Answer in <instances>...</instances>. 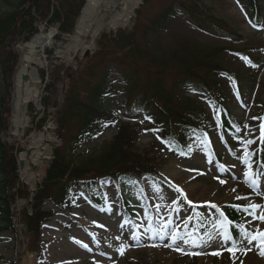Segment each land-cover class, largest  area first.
<instances>
[{
	"label": "rangeland",
	"instance_id": "rangeland-1",
	"mask_svg": "<svg viewBox=\"0 0 264 264\" xmlns=\"http://www.w3.org/2000/svg\"><path fill=\"white\" fill-rule=\"evenodd\" d=\"M167 1L142 0L126 27L105 32L107 46L96 60L92 61L83 54L70 62L66 58L49 59V66L40 70L41 109L30 107L32 121L28 133H43L49 127L53 139L52 156L49 164L39 168L41 180L35 189L23 182L18 168V189L37 191L45 189L47 170L57 151L75 166L89 168L93 173H97L94 170L96 167L108 165V160L110 164L121 160L123 165L137 164L144 169H156L171 181L173 188H158L145 180L144 191L156 210L155 219L140 205L141 191L136 184L127 186L125 191L134 203L135 218H124L117 188L108 182L102 185V195L97 192L102 199L100 207L84 197L64 213L51 201L39 203L47 216L40 230L32 236L24 215H33L38 204L35 198L37 191L27 199L15 196L14 231L0 229V264H24L25 261L26 264H264V155L256 179L252 177L256 163L251 156L260 143L258 118L264 112V28L257 29L251 25L247 6L239 0H191L218 26L240 36L238 42L198 30L183 13L166 23L157 21ZM258 1L264 13V0ZM20 2L0 0V19L16 11ZM32 4L38 9L35 27L53 28L50 17L38 0H33ZM84 5L82 1L72 3L68 11L61 15L54 25L60 31L56 38L58 41L75 33ZM22 9L21 6L19 10ZM35 27L29 39L20 36L11 43L19 60L17 46L32 39L37 32ZM133 43L137 56L143 62L140 66L145 71L150 70L154 57L156 60L166 58L173 66H179L182 63L176 57L184 51H202L211 55L224 72L217 75L216 80L222 88L225 105L236 119L240 136H222L216 120L218 111L199 95L176 98L171 106L176 112L167 120H154V125H149L141 115L133 120L122 110L125 84L117 74L112 73L115 91L104 101L103 107L115 111L119 121L93 133L77 148H63L67 134L78 126V116L74 117L66 96L81 91L84 100L105 72L100 65L106 53H113V58L117 59L123 55L119 50L127 47L129 51ZM246 55L254 59L253 66H248L244 59ZM50 67L52 69L48 71ZM1 68L0 110L4 102L7 113L2 116L6 127L0 134V140L22 149L19 160L28 149V141L6 138L11 126V84L6 88ZM46 71L49 74L45 78ZM71 74L78 76L70 80ZM143 77L147 79L148 75ZM232 77L236 80L233 81ZM217 95L218 92L214 93V96ZM159 97L161 99V95ZM180 116L197 121L202 117L211 131L208 143L194 147L191 157V153L185 157L174 147H165L161 142L162 136L165 139L168 133L164 129L174 121L179 123ZM122 124L130 125L124 127L128 137H122L121 144L116 146ZM129 137H133L134 142ZM183 199L185 205L182 204ZM17 203L22 207L16 209ZM253 205L258 207L254 209ZM194 207L202 208L206 217L213 221L207 229L212 239L202 247L196 245L193 236ZM229 207H243L242 227L252 234L253 241L250 243L233 244L225 227L216 222ZM173 236L180 237L175 244ZM122 247L123 254L119 251Z\"/></svg>",
	"mask_w": 264,
	"mask_h": 264
},
{
	"label": "trees",
	"instance_id": "trees-1",
	"mask_svg": "<svg viewBox=\"0 0 264 264\" xmlns=\"http://www.w3.org/2000/svg\"><path fill=\"white\" fill-rule=\"evenodd\" d=\"M32 1L21 0L20 7H23L21 11L19 7L16 11L10 12L0 19V66L2 67L6 88L10 85L18 60V55L11 48V43L20 36L25 40L29 39L37 22L36 13H38V9L35 4H32ZM239 1L244 2L247 6L253 25L261 28L264 23V13L259 1ZM182 13L200 31L211 32L214 35L224 37L228 41L234 40L238 42L241 40L240 36L218 26L216 21L203 13L191 0H168L164 11L158 14L156 20L166 23L171 18H176L178 14ZM129 47L133 48L129 51L126 50L127 47L124 50H119L123 55L117 59L113 58V53H106L103 58L104 61L101 60L103 62L100 65V67H104L105 72L101 75L99 82L85 95L84 100H82L81 91H75L66 96L67 104L72 107L74 117L78 116V126L75 124L76 128H72V131L67 134L63 142V148H77L93 133L119 121L115 111L103 107L104 101L115 91L112 85V73L117 74L125 84L122 110L131 118L142 114L149 125H154V120H167L176 112L175 109H171L172 102L176 98L187 95H199L213 104L218 111L220 119L218 125L221 134L239 135L238 126L235 124L236 121L225 105L222 97V88L216 80L217 75L224 74V72L220 70L221 67L214 62L211 55L202 51H184L176 57L177 61L180 60L182 63L179 66H173V63L166 58L156 60L154 57V63L151 65L150 70L146 69L145 71L143 66H140V63L143 64V62L137 56L135 43L130 44ZM142 51L144 50L142 49ZM244 59L247 61L248 66H253L254 59L251 56L246 55ZM145 74L148 75L147 79L143 77ZM77 76V74H71L70 80H75ZM172 77L174 78L172 79ZM153 78L155 82H153ZM217 92L219 95L214 96V93ZM159 95H161V99ZM1 107L0 134L6 127V121L2 116L7 113L4 102H2ZM180 117L179 123L174 121L173 124L170 123V126L164 129V132L168 133L165 134V139L162 136L161 142L165 147H174L186 157L191 153L194 146L201 142H208L209 129L208 123L202 117H199L200 121ZM261 118L264 120V112L259 117L260 120ZM159 123L161 125V121ZM127 125L130 126L129 124L121 125V134L115 141L116 146L121 144L123 138L128 137V133H124V127H128ZM129 138L134 142L135 139L133 137ZM125 146L128 147L127 145ZM21 152L22 149L16 144H6L0 140V229L5 231H14V216L12 212L14 197L18 196V198L25 199L30 197V193L25 189H18L20 186L18 155ZM106 163L108 165L96 167L94 170L97 173H93L89 168L75 166L67 160L65 155L63 156L62 153L57 151L52 165L47 170L48 182H46V186H43L45 189L39 188L35 194L38 204L34 208L33 215H29V213L24 215L29 233L33 236L38 232L46 219L47 215L44 213L45 211L41 210L42 205H39V203L51 201L60 211H64L73 207L78 199L84 196L92 203L100 205V197L95 196V194L99 191L102 192L101 183L108 180H113L118 188L122 212L127 219L133 217V204L128 200L125 188L132 183H135L141 190L142 204L147 212L153 214L154 210L151 203L143 197L144 180L148 179L158 187L170 186V182L153 168L146 167L147 169H144L142 165L137 164L123 165L121 160L112 164L108 160ZM193 216L196 223V232L204 234V229L208 224L207 218L197 207L193 209ZM224 220L229 224L231 235L235 242L247 241L249 238L248 234L238 227L241 217L236 209L229 207L226 210ZM203 239H199V241H203Z\"/></svg>",
	"mask_w": 264,
	"mask_h": 264
},
{
	"label": "bare ground",
	"instance_id": "bare-ground-1",
	"mask_svg": "<svg viewBox=\"0 0 264 264\" xmlns=\"http://www.w3.org/2000/svg\"><path fill=\"white\" fill-rule=\"evenodd\" d=\"M78 1L85 2V5L77 21L75 33L58 41L56 38L60 31L54 25L58 23L61 15L70 5ZM141 1L38 0V4L50 17L53 28L38 25L37 32L32 39L24 45L17 46L20 60L18 57L12 77L11 126L6 135L8 139L28 141V149L21 155L24 166L20 172L23 182L31 189H35L41 180L39 168L46 166L52 156L53 139L50 131L46 130L39 134L28 133L32 121L30 107L33 106L36 110L41 109L40 70L49 66L51 58V60L56 57L66 58L69 62L76 57H81V54L92 61L99 58L107 46L105 32L117 31L126 27ZM51 67L48 71L52 69ZM48 71H46L45 78L49 74ZM21 207L19 203L16 209Z\"/></svg>",
	"mask_w": 264,
	"mask_h": 264
},
{
	"label": "snow or ice",
	"instance_id": "snow-or-ice-1",
	"mask_svg": "<svg viewBox=\"0 0 264 264\" xmlns=\"http://www.w3.org/2000/svg\"><path fill=\"white\" fill-rule=\"evenodd\" d=\"M177 190L179 191V189H177ZM238 199H239V197H238ZM213 207H216V206L213 205ZM252 207L255 209V208H257L258 206L253 205ZM262 219H264V218H262ZM177 239H180V237H178V236H173V237H172L173 244L176 243ZM83 246H84V247H87V245H83ZM119 251H121V254H123V247H122L121 249H119Z\"/></svg>",
	"mask_w": 264,
	"mask_h": 264
},
{
	"label": "water",
	"instance_id": "water-1",
	"mask_svg": "<svg viewBox=\"0 0 264 264\" xmlns=\"http://www.w3.org/2000/svg\"><path fill=\"white\" fill-rule=\"evenodd\" d=\"M67 11H68V10H66L65 13H66ZM37 29H38V26H36V30H37ZM25 79H26V77H25ZM47 130L49 131L50 129L47 128ZM23 165H24V163L21 161V162H20V167H22Z\"/></svg>",
	"mask_w": 264,
	"mask_h": 264
}]
</instances>
